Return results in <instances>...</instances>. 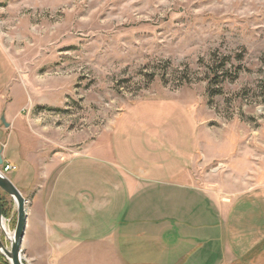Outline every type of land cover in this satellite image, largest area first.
Masks as SVG:
<instances>
[{
  "label": "rangeland",
  "instance_id": "obj_1",
  "mask_svg": "<svg viewBox=\"0 0 264 264\" xmlns=\"http://www.w3.org/2000/svg\"><path fill=\"white\" fill-rule=\"evenodd\" d=\"M0 157L24 264L155 258L142 244L176 243L201 193L264 195V0H0ZM0 207L11 234L1 189Z\"/></svg>",
  "mask_w": 264,
  "mask_h": 264
},
{
  "label": "crops",
  "instance_id": "obj_2",
  "mask_svg": "<svg viewBox=\"0 0 264 264\" xmlns=\"http://www.w3.org/2000/svg\"><path fill=\"white\" fill-rule=\"evenodd\" d=\"M195 190H198L195 188ZM204 193V192H203ZM204 201L205 208L198 209L197 212H190L186 215L185 231H180V237L176 243L169 241H160L154 243L153 240L142 244L145 248L160 252L155 258L143 259L140 257L133 263L137 264H235L236 256H248L264 243V195L249 194L243 195L240 204L229 203L224 207L218 197L204 193L198 195ZM82 207L90 208V197L83 195ZM111 200L109 201V204ZM108 206V201H104ZM47 205V204H46ZM46 209H42V216L39 225V234L44 237L52 236L57 233L53 225L49 224ZM192 213H194L192 215ZM195 217V218H194ZM193 221V223H189ZM75 228H78V238L83 233L82 246L85 247L89 243L88 237H85V228L83 225L74 222ZM183 225V224H182ZM182 227V226H181ZM196 230L195 236L189 231ZM183 228V227H182ZM89 228H87L88 231ZM186 229V228H185ZM193 230V231H194ZM74 232V231H73ZM115 238V237H114ZM77 240V239H76ZM75 240V241H76ZM77 240V242L79 241ZM109 243L114 245L115 254L114 261L118 260V247L115 240L109 236ZM106 240V241H107ZM68 242H73L70 238ZM70 243V244H71ZM69 244V243H68ZM79 244V243H78ZM81 245V244H79ZM158 252V253H159ZM90 262L89 257L82 258V264ZM244 262H253L246 260ZM132 263V264H133Z\"/></svg>",
  "mask_w": 264,
  "mask_h": 264
},
{
  "label": "water",
  "instance_id": "obj_3",
  "mask_svg": "<svg viewBox=\"0 0 264 264\" xmlns=\"http://www.w3.org/2000/svg\"><path fill=\"white\" fill-rule=\"evenodd\" d=\"M2 159L0 157V164ZM0 189L11 196L17 208L16 225L11 233L12 237H8L10 247L7 249L0 239V252L8 260L9 264H24L22 260L23 240L25 237L27 227V208L26 199L22 196L19 190L12 184V182L0 172ZM2 220L0 207V221ZM4 231V230H3ZM5 233V231H4Z\"/></svg>",
  "mask_w": 264,
  "mask_h": 264
},
{
  "label": "bare ground",
  "instance_id": "obj_4",
  "mask_svg": "<svg viewBox=\"0 0 264 264\" xmlns=\"http://www.w3.org/2000/svg\"><path fill=\"white\" fill-rule=\"evenodd\" d=\"M0 229L1 230H4L5 231V233H6V235L8 236V237H12V235L9 233V231L7 230V228H6V225H5V223H4V221L3 220H1L0 221Z\"/></svg>",
  "mask_w": 264,
  "mask_h": 264
},
{
  "label": "built area",
  "instance_id": "obj_5",
  "mask_svg": "<svg viewBox=\"0 0 264 264\" xmlns=\"http://www.w3.org/2000/svg\"><path fill=\"white\" fill-rule=\"evenodd\" d=\"M10 168H12V167L6 166L5 170L8 171Z\"/></svg>",
  "mask_w": 264,
  "mask_h": 264
}]
</instances>
